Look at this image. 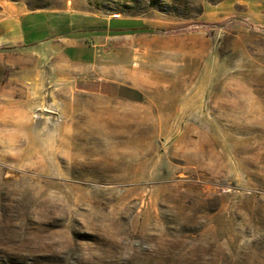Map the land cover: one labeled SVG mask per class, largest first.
Here are the masks:
<instances>
[{
    "label": "rangeland",
    "instance_id": "374dc122",
    "mask_svg": "<svg viewBox=\"0 0 264 264\" xmlns=\"http://www.w3.org/2000/svg\"><path fill=\"white\" fill-rule=\"evenodd\" d=\"M10 1L136 31L0 82V264H264V0Z\"/></svg>",
    "mask_w": 264,
    "mask_h": 264
},
{
    "label": "crops",
    "instance_id": "0c3cea01",
    "mask_svg": "<svg viewBox=\"0 0 264 264\" xmlns=\"http://www.w3.org/2000/svg\"><path fill=\"white\" fill-rule=\"evenodd\" d=\"M240 3L251 9L260 4V0H222L211 8L205 7L202 16L212 20L229 16L234 6ZM252 13L257 17L261 14ZM113 19L101 26L99 22H88L84 16L68 9H28L20 1L0 0L2 88L11 89L15 81L30 97L37 88L36 79L41 72L61 82L71 76L74 85L81 87L82 74L90 70L95 73L99 66L100 31L127 30L126 27H112ZM105 35L120 37L130 34Z\"/></svg>",
    "mask_w": 264,
    "mask_h": 264
},
{
    "label": "trees",
    "instance_id": "16d2710c",
    "mask_svg": "<svg viewBox=\"0 0 264 264\" xmlns=\"http://www.w3.org/2000/svg\"><path fill=\"white\" fill-rule=\"evenodd\" d=\"M136 30H130V29H127V30H114V29H110L108 31H100L101 34H110V35H114V34H130V33H133L135 32ZM138 97H140V94H137Z\"/></svg>",
    "mask_w": 264,
    "mask_h": 264
}]
</instances>
